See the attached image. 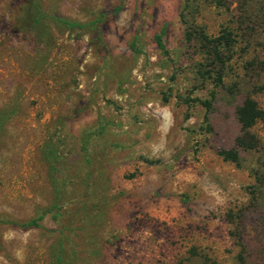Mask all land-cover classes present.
<instances>
[{
    "label": "rangeland",
    "instance_id": "1",
    "mask_svg": "<svg viewBox=\"0 0 264 264\" xmlns=\"http://www.w3.org/2000/svg\"><path fill=\"white\" fill-rule=\"evenodd\" d=\"M239 256L264 264V0H0V264Z\"/></svg>",
    "mask_w": 264,
    "mask_h": 264
},
{
    "label": "trees",
    "instance_id": "2",
    "mask_svg": "<svg viewBox=\"0 0 264 264\" xmlns=\"http://www.w3.org/2000/svg\"><path fill=\"white\" fill-rule=\"evenodd\" d=\"M214 44L216 60H217V75L215 80V85L221 83L222 81V68L224 64L230 59L231 54H227V57L221 53V49L225 48L227 51H230L232 44H227L221 41V38H216ZM212 97H214L215 93L211 92ZM201 103L209 108L210 103L208 101H201ZM237 119L241 125V134L235 138V147L234 149L227 150H219L218 154L222 155L225 160L235 161L237 159L236 149H251L257 146V140L249 131V128L253 125L256 119L262 116V110L257 106L256 102L251 98H246L243 103L236 110ZM41 216L31 219L27 222L21 223L20 225L23 227H42L39 220ZM244 264L242 256H239V263Z\"/></svg>",
    "mask_w": 264,
    "mask_h": 264
}]
</instances>
